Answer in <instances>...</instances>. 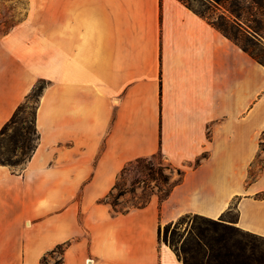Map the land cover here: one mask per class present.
I'll list each match as a JSON object with an SVG mask.
<instances>
[{
    "label": "crops",
    "instance_id": "0c3cea01",
    "mask_svg": "<svg viewBox=\"0 0 264 264\" xmlns=\"http://www.w3.org/2000/svg\"><path fill=\"white\" fill-rule=\"evenodd\" d=\"M40 8L55 10L41 24V65L0 80V130L47 82L32 157L0 162V215L25 220L17 264L56 248L55 264H184L158 231L187 214L234 211L264 236V162L251 177L264 152V64L181 0ZM159 152L185 171L167 199L119 214L99 202L130 163Z\"/></svg>",
    "mask_w": 264,
    "mask_h": 264
},
{
    "label": "rangeland",
    "instance_id": "374dc122",
    "mask_svg": "<svg viewBox=\"0 0 264 264\" xmlns=\"http://www.w3.org/2000/svg\"><path fill=\"white\" fill-rule=\"evenodd\" d=\"M47 1L55 2V0H0V80L2 83L8 81L9 76L13 74L16 67L29 68L34 65H41L42 52L46 50L48 44L41 41L43 35L41 24L47 23V13H52V17H55V10L48 11L47 9L40 8L41 2ZM185 1L194 8L204 11L211 21H215L218 24L223 23L224 27L228 28L230 36L234 38L233 32L227 27V24H231L236 19L232 14V0H222L220 3L214 0ZM241 1L242 20L246 21L245 19L248 18L252 21L250 24L255 26L253 20L264 15V0ZM243 26L250 32L251 39L240 36L239 38H235V41L243 47H248L250 52L264 61V29L256 28V31H254L247 25L243 24ZM51 28H55V26H51ZM49 45H52V43H49ZM41 79L36 84L40 86L46 84V80L42 82ZM39 94L40 92L31 93L22 102L23 108L18 115V124L10 129L3 137L7 143L16 134V131H18L23 135L21 141L26 138L30 147L36 145L38 137L34 128L40 101ZM262 150H264V141ZM23 151L22 148L18 149L17 158L22 157ZM26 151H30V149H26ZM261 154V157L258 158L253 166V173H257L259 165H262L264 162V152L261 151ZM167 164L168 162L160 155L142 158L139 161L136 160L130 163L126 167L123 176H120L118 189L115 190L116 195L122 190L126 191L120 199V204L116 208L122 210L133 208L135 205L148 201L152 196H165L171 187L170 183L172 181L169 183L164 182L162 175L158 172L159 168L161 166L164 167L165 175H172L174 179L179 177L176 170L172 171L167 168ZM21 166L17 165L15 168H20ZM151 167H153L152 170H150ZM104 199L99 202L104 203ZM89 204L92 206L95 203H87V205ZM8 207L11 210L14 208L13 206ZM109 207L111 208V212L116 214L111 205ZM2 209L4 207L0 204V211ZM234 219V211L230 212L226 217L219 218V220L239 227L233 222ZM35 220L37 221L39 219L35 218ZM24 221L23 217L17 219L11 215H0V264H17L22 259L23 250H20V237L25 225ZM9 226L10 229L5 231ZM185 227H187V223L181 227L182 230ZM236 233L251 239L253 238L259 242L264 241V236L253 235V233H249L242 228L236 229ZM55 251L58 253L52 252L50 255L42 257L41 264H55L62 249L56 248Z\"/></svg>",
    "mask_w": 264,
    "mask_h": 264
},
{
    "label": "trees",
    "instance_id": "16d2710c",
    "mask_svg": "<svg viewBox=\"0 0 264 264\" xmlns=\"http://www.w3.org/2000/svg\"><path fill=\"white\" fill-rule=\"evenodd\" d=\"M181 1L186 3L190 8L195 10L201 16L207 17L213 26H215L224 35L234 41L235 38H239L240 36L251 39L250 32L243 26V24L247 25L251 30L254 31H256V28H260L261 30L264 29V15H262V17L260 18H255L253 20L255 26H252L250 24L252 21L248 18L245 19L246 21L242 20L243 16L241 12V0H232L231 2L232 14L235 16L236 19L233 20L231 24H227V27H229L230 31L233 32L234 38L230 36L228 28H225L223 23L218 24L215 21H211L210 18L206 16V13L204 11L194 8L185 0ZM214 1L220 3L222 0ZM241 47L249 54H251L254 58H256L259 62L264 64V61L259 59L252 52H250L248 47ZM41 80L42 82L45 81L44 79ZM46 86L47 82L46 84H43L41 86L36 84L28 96H30L31 93L34 92H40L39 95L41 96ZM22 108L23 103H21L17 107L12 117L3 125L0 130V162L4 165H9L13 168H15L17 165H24L28 160H30L36 149L40 137L35 125L34 130L37 134L38 140L34 147H30V144L27 143L26 138L21 141V137H23V135L21 132L18 131H16V134L12 136L8 143L3 139L7 132L12 129L16 124H18V115L21 112ZM19 148H22L24 151L22 152V157L17 158V151ZM26 149H30V151H26ZM156 155H160L164 158L162 152H159ZM142 158H138L136 160L139 161ZM198 163H200V159H198L196 164ZM167 168L172 171L176 170L179 177L174 179L172 175H165L164 167L161 166L159 168L158 172L162 175L164 182L169 183L170 181H172L170 183L171 187L167 191L165 196L158 197L159 202H163L165 199H167L174 187L180 182H182L184 178L185 171L183 169L175 167L169 162L167 164ZM152 169L153 167L150 168V170ZM252 169L251 177L255 178L256 173H253ZM125 170L126 168L122 171L120 176H123ZM119 180L120 178L114 185L111 192L104 199V202L111 205L116 214L126 213L133 208H142L150 202L152 197L148 201L135 205L133 208H127L124 210L117 209L116 206L120 204L121 197L126 193V191L122 190L118 195L115 194V190H117L119 186ZM260 196H264V193H262ZM187 218H189V220H187ZM235 220L236 215L233 221L234 223ZM185 223H187V227L182 230L181 227ZM238 228L240 227H236L223 220L213 219L199 214H187L180 217L176 221H172L165 224L164 226L160 225L158 232L160 241H164L165 243H167L176 252L177 256L180 260L183 261L184 264H264V241L259 242L253 238L251 239L244 235L238 234L236 233V229ZM253 235L258 234L253 233Z\"/></svg>",
    "mask_w": 264,
    "mask_h": 264
},
{
    "label": "bare ground",
    "instance_id": "6f19581e",
    "mask_svg": "<svg viewBox=\"0 0 264 264\" xmlns=\"http://www.w3.org/2000/svg\"><path fill=\"white\" fill-rule=\"evenodd\" d=\"M29 224V223H28Z\"/></svg>",
    "mask_w": 264,
    "mask_h": 264
}]
</instances>
